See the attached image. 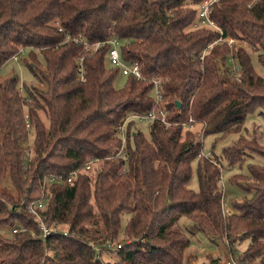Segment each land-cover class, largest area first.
<instances>
[{"label": "trees", "instance_id": "16d2710c", "mask_svg": "<svg viewBox=\"0 0 264 264\" xmlns=\"http://www.w3.org/2000/svg\"><path fill=\"white\" fill-rule=\"evenodd\" d=\"M202 1L0 0V68L24 51L20 61L32 77L22 88L16 78L0 82V264H111L95 249L115 247L119 237L126 240L113 264H186L190 241L182 220L214 243L247 241L237 261L264 264V166L248 165L246 176L231 177L229 187L244 196L225 201L220 161L231 167L245 156L264 160V146L240 137L220 157L212 154L218 141L241 131L247 114L264 111V79L247 52L264 67V0L214 2L210 20L234 44L207 50L220 33L192 29ZM113 39L122 63L137 64L142 80L109 64ZM97 44L95 52L84 51ZM232 67L238 84L229 80ZM119 75L126 80L116 89ZM152 78L168 79L169 126L147 122L145 138L129 124L124 166L114 157L117 128L152 110ZM189 118L192 127L184 126ZM206 136H214L211 153L199 156ZM89 159L97 162L86 171ZM73 171L72 186L49 185L42 198L47 176ZM7 175L16 198L1 188ZM42 224L68 236L51 233L42 241ZM214 260L209 264H219Z\"/></svg>", "mask_w": 264, "mask_h": 264}, {"label": "rangeland", "instance_id": "374dc122", "mask_svg": "<svg viewBox=\"0 0 264 264\" xmlns=\"http://www.w3.org/2000/svg\"><path fill=\"white\" fill-rule=\"evenodd\" d=\"M95 50V48H91V51ZM97 50V49H96ZM85 51V47H84ZM248 54L251 58V64L253 66V69L255 73L264 79V67L261 66L257 61V54L252 52V50L247 49ZM25 56L22 57L24 59ZM16 78L19 84V87H23V85L31 84L32 83V77L29 73V70L22 64V61L19 62H13V61H7L0 69V82H4L5 80ZM126 78L122 76H118L114 82V86L116 89H121L125 84ZM32 86H38L37 83L32 84ZM39 89H44V87L39 86ZM39 117L42 120L43 124L47 127L48 126V120L46 119V116L43 113H39ZM129 124H133V131L140 130L144 134L145 138H149V129H148V123L147 122H139L137 120H130L126 123V127L129 126ZM246 138V139H254L259 145L264 146V111L261 109H256L254 112L249 113L245 117L244 125L241 129V131L237 134H232L222 141H218L215 148L212 151V154L220 157L222 150L225 148H229L233 146L236 141L240 138ZM33 136L30 135L28 142L23 145V148L25 152L28 154H31V142H32ZM214 140V136H206L203 138V148H202V155L203 156H209L211 153V144ZM212 156V155H211ZM211 159L213 158L210 157ZM222 164V173H221V184L223 187V198L224 200L228 201L230 198H233L234 200H242L244 196V192L237 189L235 186L228 185V180L235 176V175H247V167L248 165H260L264 166V160L259 156H245V160L242 162V164H236L235 166H228L227 163L224 160H220ZM194 169V168H192ZM192 174V187L194 190H197V182L195 177V171L193 170ZM235 187V188H234ZM1 188L6 190L10 195H12L13 198L18 197L19 193L13 186L9 175L5 177V179L1 183ZM246 195V194H245ZM230 212V208L227 204V207ZM126 222V219L124 218L122 220V228L124 227ZM179 227L182 228L183 233L188 237L190 244L187 247L185 251V263L188 264H209L210 260H214V262H218L219 264H225L229 259L233 260L236 264H249L247 262H238L237 257L240 256L246 249V246L248 244L247 241L245 242H234L232 244H229L227 241H221L216 240L215 243L208 238L207 236H204L200 233H198L187 221H180ZM12 235V234H11ZM5 236V235H4ZM123 240H126L123 237H119L115 241V244H118L120 242H123ZM103 253V252H102ZM227 253H230L231 255L228 256ZM103 256L105 262H109L113 264L116 262L114 252H109L106 254H101ZM100 255L97 257H101ZM188 261V262H187ZM192 261V262H191Z\"/></svg>", "mask_w": 264, "mask_h": 264}, {"label": "built area", "instance_id": "2783aa9c", "mask_svg": "<svg viewBox=\"0 0 264 264\" xmlns=\"http://www.w3.org/2000/svg\"><path fill=\"white\" fill-rule=\"evenodd\" d=\"M216 1L217 0H203L202 3L198 7L197 18L195 19V21L191 25L192 29H214L220 33V37L216 41H214L211 45L207 46L206 50L209 49L214 44H222L223 42H226L229 47H231L234 44L233 39H230V38L224 39L222 37V32L210 20L209 14H210V10H211V5ZM251 5H252V3L248 4V7H251ZM109 44H110V49H109L108 54H107V60H108L109 64L113 67H119L124 76L132 75L136 80H142L143 78H142L140 69H139L137 64L125 65L122 63L121 57L119 54V49H118L119 42L116 39H113V40L109 41ZM99 45H102V44H97V45H94L92 47L86 45L85 51H90L91 48H95V50H94V52H95ZM23 56H25V53H24V51H21L19 54L13 56L10 60L13 62H19ZM200 59H202V57ZM237 73H238L237 68L232 67L229 80L233 84L239 83V81L236 79ZM167 81H168L167 78H165V79L152 78L151 79L152 87H153L152 88L153 89V108L147 115L134 116V117H132V119L137 120L139 122L158 121V122L164 124L165 128H167L169 126V124L166 122L167 113L163 108L164 95H165V92L163 91V84ZM126 123H127V121H125L121 126H119L117 128V132H118L120 139H121V146L114 155L115 158L123 161L124 166L128 161V158L126 156V149H125V147H126V130H125ZM193 124H194L193 119L189 118V120L187 121V123L184 124V126L192 127ZM199 156H203L201 152H200ZM96 162H97V160L89 159L87 161V163L85 164L84 169L86 171L91 170L92 166L94 164H96ZM26 170H27V168L25 167L24 171H26ZM124 172H125V167L123 168V173ZM77 175H78V173L76 171H73L67 175L47 176L45 178V180L43 181L42 186H41L42 198H45L44 197V191L49 185H52V184L64 185L65 184L68 186H72L74 184V182L76 181ZM38 204H39L38 207L41 208L42 202H40ZM222 207L227 214L230 213V211L225 208V207H227L226 202H224V201L222 202ZM28 211L34 215H37V213L34 210L33 204L28 206ZM40 230H41V234H40L39 238L42 241H45V239L51 233H55V234L60 235L59 233L63 232L61 234L64 237L68 236L66 231H60L59 232V230L54 228L53 224L48 228L44 224H42L40 226ZM21 232H24V229L12 230V234H17V233H21ZM73 236L74 235H72V237ZM122 246H123L122 244L118 243L115 247H111V248L105 246V248L103 250L96 248L95 252H96V255L98 257L99 254L102 252L109 253V252L113 251L114 253H116L118 250H120L122 248ZM225 264H236V263L233 260L229 259V261H227Z\"/></svg>", "mask_w": 264, "mask_h": 264}]
</instances>
